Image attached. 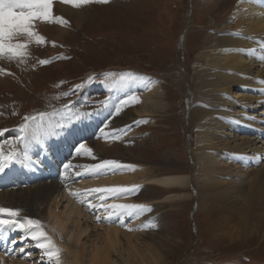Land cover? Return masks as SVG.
<instances>
[{
  "label": "bare ground",
  "instance_id": "1",
  "mask_svg": "<svg viewBox=\"0 0 264 264\" xmlns=\"http://www.w3.org/2000/svg\"><path fill=\"white\" fill-rule=\"evenodd\" d=\"M205 2V5L213 4L212 0H205ZM59 10V18L67 23L54 22L53 27L45 29L44 33L51 35L57 42H63L65 31L72 28L70 21L79 25L82 13L73 8L63 7V5ZM234 10L230 16L235 20L234 30L233 27L230 31L228 29L219 38L207 37L213 45L200 51L197 59L199 63H204L206 66L194 68L197 81V90L194 91L198 94L197 97L200 93L203 95V100H201L203 104L200 103L201 107L193 113V118L201 129L197 130L193 148H189L192 162L196 164V167L198 166L194 171L196 174L191 175L190 171V174L187 173L185 166L180 167L176 162L166 161L161 162L162 169L165 170L164 175L154 176L138 163L130 161L133 159V154L141 157L144 155L129 150L127 142L123 144L119 140L122 136L114 134L108 138L109 143L97 142L98 146L95 147V152L92 151L91 156L80 154L81 159L71 156L68 164L72 169L69 173L67 169L65 170L67 173L65 179L59 182H44L36 187H22L23 184L26 186L28 183V177L41 179L42 174L37 172L35 174L34 168L36 169V164H40V161L37 162L39 154L47 153L49 140H52L53 144L61 143L63 140L61 144L69 147L76 143H84L86 147L88 145L91 147L92 142L88 143L87 140L94 134L93 131L101 130L104 126L106 128L108 124H111V118L107 123L105 122L106 117L100 115L88 117L78 123L79 120L59 121L57 120L59 115H57L52 123L54 125L64 123V130L59 129V133L45 138L42 144L30 142L26 149L23 145H17L18 148L27 152V156L22 157L20 162L15 163L7 169L5 174L0 175L2 182L0 206L19 209L21 218L30 217L40 220L48 236L61 250V264H163L165 260L161 255L162 240L157 239L156 234L146 233L150 223L147 219L144 220L145 211L132 215L125 212L108 219V212L100 207L102 202L99 198L100 195L107 196L106 193L70 195V192L85 193L95 188L135 187L136 191L118 198H106L103 204L105 206L111 203L145 205L150 211L160 203L174 204L189 201L197 193L198 209L210 219L211 229L215 234L222 235L223 228L220 225L223 223L224 230L227 229L224 235L232 240L254 234H264V166L256 174L247 170L242 171L238 167V165L246 167L245 159L250 160L249 163L264 160V118H260L264 117V83H262L264 81V0H242ZM64 25L67 26L65 31L62 30ZM232 32H240L239 35L241 32L244 34L229 36L228 33ZM184 38L182 39L185 40ZM7 57V55L0 57V69L4 70L0 72V107L7 100L23 95V88H30V82L25 77L29 79L30 70L34 68L31 63H35L36 60L33 62L24 60V58L8 60ZM56 69H62V66L58 65ZM177 69L180 70V66ZM182 77L184 79L182 82H189L186 78L188 75L185 76L183 73ZM147 78L149 76L127 85H116L112 99L117 97L123 99L130 94L142 92L148 105L136 107L134 110L126 109L124 112L122 110L118 114L120 118L117 119L115 116L116 123L113 128L127 125V122L132 121L130 114L145 120L150 114L164 110L161 100L164 95L163 92L161 93V86L152 85L150 79ZM234 88H241L246 93L251 90L254 93L258 91L261 97L257 100L252 96H244L243 99L237 100L226 94L232 92ZM101 92H104L102 88L92 90L95 94ZM223 93L225 95L221 96ZM229 106L234 108L240 106L237 108L253 112L254 115L258 113L256 115L260 119L256 122L253 117L250 121L247 113L245 116L249 118L241 122L242 125L237 121V125L239 124L245 130L248 128L253 131L256 138L254 136V139L243 140L230 138L227 129L219 122V116H217L219 109H227ZM99 125L102 127L97 129ZM222 129L226 130L221 131ZM139 131L140 129L133 130L127 136L134 138L140 133ZM14 133L10 132L0 136V145H3L5 151L9 150V142L18 137ZM102 136L104 137V134ZM147 142V139H137L135 144L149 145ZM99 151L103 153V159L118 160L120 167L108 168L99 175L88 173L89 167L101 162V160L93 161L94 159L88 161L89 158L94 157V153ZM249 154L251 156L247 157ZM84 163L85 167L82 168ZM26 164L31 165V170L26 169ZM180 172L183 174H178ZM11 179H13L12 182ZM193 180H196L197 186L192 194L186 190L192 187ZM153 185L163 188L164 191L177 190V192L164 194L163 197L155 195L148 200L149 202H138L137 199L140 196L137 191ZM160 193L164 192L160 191ZM89 201L96 207H89ZM234 222L237 224L234 225ZM13 240L16 241L15 244L11 243ZM0 241L3 247L0 250V261L3 264H54L37 246V242L22 232L5 231ZM168 241H175L174 245L177 243L172 235L164 240L165 246ZM166 260L169 261L168 258Z\"/></svg>",
  "mask_w": 264,
  "mask_h": 264
},
{
  "label": "rangeland",
  "instance_id": "2",
  "mask_svg": "<svg viewBox=\"0 0 264 264\" xmlns=\"http://www.w3.org/2000/svg\"><path fill=\"white\" fill-rule=\"evenodd\" d=\"M238 1L240 0H213V4L205 5V0H109L108 3H90L79 8L65 3L63 7L73 8L82 13L80 24L77 25L76 22L70 21L72 28L68 31H65L67 26L64 25L62 28L65 31L64 41L57 42L51 35L44 33L45 29L53 27L54 22H36L35 31L44 38V44H37L34 37L30 43L31 47L28 45L23 57L24 60H30V62L36 59L35 63H31L34 68L30 70L29 79L25 77L30 82V88H23V95L11 98L2 104L8 109L4 112V108L1 107L0 130L5 132L19 127L25 123L24 117L33 116L40 110H48L66 102L76 103L83 95L82 92L86 91L90 85L102 83L101 85L107 89H115L117 84L113 86V80L106 78L104 73H148L153 76L152 79L155 82L161 85L159 87L162 88L161 93L163 92L164 98L160 99L163 101L164 110L150 114L147 120L146 117L140 125L141 128L139 127L140 133L134 138L127 136L130 133L124 134L127 125L113 128L116 122L111 119L112 122L110 120L111 124L107 125V129L104 128L100 132V135L108 134V137L102 138L101 136L99 139L89 141L88 143L92 142L90 146L93 149L88 147V144L87 148L94 151L98 146L97 142L109 143L108 138L119 134L122 136L119 140L123 144L127 142L129 150L144 155L141 157L133 154V159L130 161L138 163L143 169L149 170L152 175H164L165 170L162 169L161 162L166 161L176 162L180 167L185 166L187 173L190 171L191 175L196 174L194 171L198 166L196 167V164L192 162L189 148H193L197 133L201 129L197 126L193 113L201 107L200 103L203 104L201 102L203 95L200 93L197 97L198 94L194 91L197 90L194 68L206 66L204 63H199L197 59L200 51L213 45L207 37L219 38L228 29L230 31L233 27L234 30L235 20L230 16ZM61 5L58 3L53 10L56 17H60ZM223 28L225 31L222 30ZM239 33L232 32L228 35L242 36L244 34L241 32L239 35ZM183 37H185V40L182 39L184 47L181 48L180 42ZM52 42H55L54 45ZM7 59L12 60L8 57ZM41 59H49L51 63L41 65L39 64ZM58 65H61L62 69H56ZM179 66L180 70L177 69ZM183 73L185 76L188 75L186 77L189 80L188 83L182 82ZM90 76L94 79L85 83L83 88L73 92L75 85L88 81ZM77 78H81V81H75L79 80ZM150 83L156 85L151 81ZM226 94L237 100L243 99L244 96H252L257 100L261 97L258 91L254 93L251 90L246 93L241 88H234L232 92ZM143 95L139 92L141 97L137 96V98L141 101L125 105L123 112L126 109L134 110L142 105L147 106ZM223 95L225 93L221 94ZM112 96V93H103L92 97L91 102H94L93 106L99 107L102 105L99 103L101 101L110 103ZM117 98L118 105L126 99ZM186 100L190 107L186 105ZM114 106L115 104L112 105V109ZM237 107L229 106L227 109H219L218 120L227 129L221 131L226 130L230 138L235 140L254 139L253 131L248 128L245 130L239 124L249 118L245 116L246 113L256 122L258 113H255V116L253 112H246L245 109ZM132 116L133 114H130L132 121L127 123L134 124L140 119ZM237 121H239V126ZM133 128L138 130V126ZM104 131L107 132L103 133ZM136 138L147 139L149 145L135 144ZM239 143L241 144V141ZM103 156V153L99 151L94 153V157L89 158L88 161H92L91 159H94L93 161L106 160ZM250 156L249 154L247 157ZM79 158L81 159L80 156ZM245 162L246 167L239 165L238 167L252 174H256L264 166V160L249 163L250 160L245 159ZM252 166L256 169H251ZM194 181L196 180H193L192 187L186 190L192 194L197 186V182L194 183ZM41 184L44 182L32 187ZM138 191L140 197L137 201L147 202L155 195L163 197L164 194L177 192V190L164 191L163 188L154 185ZM197 198L196 193L193 199L186 202L160 203L155 209L144 213V220L147 219L151 224L146 233L156 234L155 237L162 240L161 255L165 258L163 264H264V234H254L255 236L232 240L224 235L227 231V229L224 230V223L220 225L223 228L222 235L215 234L212 232L210 219L199 211ZM235 228L237 230L238 227ZM170 235L176 238L177 243L174 245L175 241H168L165 246L164 240Z\"/></svg>",
  "mask_w": 264,
  "mask_h": 264
},
{
  "label": "snow or ice",
  "instance_id": "3",
  "mask_svg": "<svg viewBox=\"0 0 264 264\" xmlns=\"http://www.w3.org/2000/svg\"><path fill=\"white\" fill-rule=\"evenodd\" d=\"M62 3L69 4L73 7L79 8L90 3H108L109 0H61ZM53 0H0V57L7 55L9 59H23L28 45L35 37L37 44L42 43L44 38L38 35L35 31L36 22L52 23L61 22L62 18L54 15ZM55 42H53L54 45ZM51 63L49 59L39 60V64L46 65ZM0 69V72H3ZM106 78L113 80V86L116 84L127 85L133 81L139 80L136 74L132 72L114 73L107 72L103 74ZM94 77H88V81L75 85L73 92L81 89L85 86V83L90 82ZM264 83V81H262ZM67 95V93L65 94ZM133 102H139L135 95H130L126 99L122 100L115 108L116 114H119L125 105H129ZM100 104L104 107L108 106L107 101H101ZM69 105H65V108ZM90 112H80L77 114V119L92 115ZM48 113H40L38 116H26L24 117L25 123L19 129L20 135L13 141L9 142L8 151L4 150L3 145H0V175L5 174L6 170L11 168L15 163L20 162L22 157L27 156V152L24 150L28 147L30 142H36L42 144L45 138L56 135L57 130L62 128L61 124H53L48 120ZM4 130H0V135ZM17 145H23L24 149L18 148ZM75 152L85 155H92V150L87 148L84 143H80ZM30 162V161H29ZM65 169H69L71 165L66 164ZM120 167L119 162L114 160H103L97 164L92 165L87 169L88 173L99 175L102 171L108 168ZM80 175L81 173H76ZM136 191V188L128 187H108V188H95L85 193H71L70 195H91L92 193H106L100 195L101 208H104L108 212V219L112 216H119L127 212L128 215L133 213H139L142 211H150L145 205L136 204H121L111 203L105 206L103 201L106 198H118L126 195L130 192ZM89 207H96L89 201ZM99 220L100 217L98 216ZM19 231L26 234L31 240L37 242V246L41 248L45 255H47L50 262L54 264H61L60 255L61 250L56 247L54 240L48 236L44 230L43 224L38 219L30 217L21 218L20 210L14 208H8L0 206V237L3 236L5 231ZM131 230V229H129ZM11 243L15 244L13 240ZM0 264H3L0 261Z\"/></svg>",
  "mask_w": 264,
  "mask_h": 264
}]
</instances>
